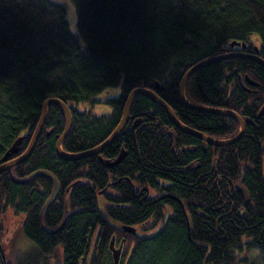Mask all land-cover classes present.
<instances>
[{"label":"trees","instance_id":"trees-1","mask_svg":"<svg viewBox=\"0 0 264 264\" xmlns=\"http://www.w3.org/2000/svg\"><path fill=\"white\" fill-rule=\"evenodd\" d=\"M72 1L77 32L62 3L0 0V165L18 138L20 154L26 151L48 100L71 108L63 149L79 154L112 135L131 91L149 82L161 84L157 93L187 127L220 140L239 133L229 116L186 107L179 86L192 66L223 53L264 60V0ZM246 76L260 86L243 87ZM115 88L119 95L104 101L111 111L94 113L89 105ZM186 96L252 123L238 142L205 150L202 139L179 131L163 108L139 96L117 141L100 155L66 161L56 152L65 115L49 107L31 157L0 176V217L3 204L24 215L34 248L5 260L0 228V264H114L113 245L122 246L119 264H236L244 249L264 262V68L245 58L210 65L189 79ZM122 150L118 166L102 164ZM39 171L60 184L43 220L54 185ZM124 226L143 231L128 234Z\"/></svg>","mask_w":264,"mask_h":264},{"label":"water","instance_id":"water-1","mask_svg":"<svg viewBox=\"0 0 264 264\" xmlns=\"http://www.w3.org/2000/svg\"><path fill=\"white\" fill-rule=\"evenodd\" d=\"M231 45H232V47L242 46L243 49H245L247 46L245 43H239V42H234ZM236 58L249 59V60L261 65L264 68V60L258 54H246L244 52L223 53L221 55L202 60L198 64L192 66L184 75V77L180 83V86H179V98L183 102V104L186 107H188L189 109L204 111V112L212 113V114H216V115H225V116H229V117L235 119L240 125V131L235 137L229 138V139H224V140L215 139V138L207 136L206 134H204L202 132H199V131H196L194 129L187 127L186 125H184L179 120V118L176 116V114L174 113L171 106L169 104H167L157 93V91L162 88L161 84L159 82H149V83L143 84L142 86L135 88L134 90L131 91V93L128 97L126 106H125L123 118H122L120 124L118 125V127L116 128V130L112 133V135L105 142H103L101 145H99L98 147H96L90 151H87L84 153H79V154L68 153V152L64 151V149H63V143L67 139V137L69 136L71 129H72V125H73V116H72L71 108L66 103L62 102L61 100H58V99L48 100L43 105V111H42L41 119H40L34 133H33V136H32V139L29 143L28 148L26 149V151L24 153L20 154V146L24 140V137L18 138L16 140V142L12 145V147L8 150V152L6 153L5 157L2 160V165H0V176L3 173L9 171L10 169L26 162L31 157V155L35 151L37 144L39 142V139L43 133L44 126H45V123H46V120L48 117L49 107H51V106L59 107L65 115L66 128H65L63 135L57 141L56 152L60 158H62L63 160H66V161H77V160H81L84 158L92 157L94 155H100L109 146H111L115 141H117V139L121 136V134L123 133L127 123L130 120V111H131V108L133 106L134 100L136 97H139V96L147 97L148 99H150L151 101H153L154 103L159 105L161 108H163L167 112L169 119L172 121L174 126L179 131H181L185 134H188V135L202 139L204 141L203 144H204L205 150H206V147L208 144H212L214 146H219V147H226V146L232 145L244 137L247 125L251 124L252 122L248 119H244L241 114H239L235 111L219 110V109L208 108V107H203V106L192 104L187 99V96H186V85H187L189 79L198 70L203 69L205 67H208L210 65L220 63V62L225 61V60L236 59ZM244 80H245V82H244ZM240 83L243 87H244L245 83H247L251 86H254V87L260 86V83L254 81L249 76H246L245 79L240 78ZM263 112H264V110L261 111V114ZM138 124H139V122L135 126H137ZM170 135H171V137H173V132H170ZM13 157H15V158H13ZM125 157H126V152L124 150H122L121 153L119 154V156L114 161L103 160V159H101V161L105 167L113 168L115 166H118L124 160ZM39 175L47 176L48 178H50L52 180L53 185H54V190H53L52 196L48 200V202L46 203V205L44 206V208L42 210V220H43L48 207L57 199V197L59 195L60 184H59L58 180L52 174H50L48 172L42 171ZM26 181L27 180L17 181V183L22 184ZM238 189L244 194L247 201H250L247 190L240 185H238ZM4 214H5V204H3V211H2V217L3 218H4ZM69 215H70V212L67 209L66 213H65L64 220H63L62 224L60 225V227L55 231L56 233L60 232L64 228ZM123 230L128 234L135 235L137 233L136 228H134L132 226H124ZM1 231H2V236H5L6 229H5V225H4V219H1ZM1 251H2L3 258L6 260L7 255H6V249L4 247V243L2 244ZM111 251L113 253L114 264H119L120 258H121V253H122V247L119 248L118 250H116L114 247H112Z\"/></svg>","mask_w":264,"mask_h":264},{"label":"rangeland","instance_id":"rangeland-1","mask_svg":"<svg viewBox=\"0 0 264 264\" xmlns=\"http://www.w3.org/2000/svg\"><path fill=\"white\" fill-rule=\"evenodd\" d=\"M56 2L62 3L66 6L67 9V19L70 25V29L73 32L78 31V15L75 4L72 0H54ZM252 41L255 44H259L258 35L252 36ZM229 53V52H228ZM120 89H110L107 92L102 93L96 99L102 101V103H96L93 106L89 105L92 108V111L96 114L98 113H109L111 111L110 106L104 103L105 99L108 97H115L119 95ZM104 202L100 201V209L102 213L107 214L104 208ZM5 236H4V247L6 249V255L8 259L13 260L19 253H25L32 248H34V244L31 240H29L22 230V225L24 221V215H15L13 210H9L8 212L5 210ZM136 228V227H135ZM138 232H142L141 227L136 228ZM241 255L238 256V260L236 264H264V262L260 261V255H257L254 252H248L247 250H243Z\"/></svg>","mask_w":264,"mask_h":264},{"label":"bare ground","instance_id":"bare-ground-1","mask_svg":"<svg viewBox=\"0 0 264 264\" xmlns=\"http://www.w3.org/2000/svg\"><path fill=\"white\" fill-rule=\"evenodd\" d=\"M42 171H39V172H37L36 174H38V173H41ZM28 178H24L23 180H15L16 181V183H17V181H24V180H27ZM27 182V181H26ZM26 182H24V183H26ZM5 215V214H4ZM1 219H4L3 217H2V215H1V217H0V228H1ZM4 225H5V219H4Z\"/></svg>","mask_w":264,"mask_h":264},{"label":"flooded vegetation","instance_id":"flooded-vegetation-1","mask_svg":"<svg viewBox=\"0 0 264 264\" xmlns=\"http://www.w3.org/2000/svg\"><path fill=\"white\" fill-rule=\"evenodd\" d=\"M116 248H118V247H116Z\"/></svg>","mask_w":264,"mask_h":264}]
</instances>
